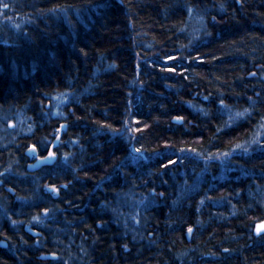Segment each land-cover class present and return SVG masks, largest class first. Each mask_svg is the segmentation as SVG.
<instances>
[{
  "label": "trees",
  "instance_id": "obj_1",
  "mask_svg": "<svg viewBox=\"0 0 264 264\" xmlns=\"http://www.w3.org/2000/svg\"><path fill=\"white\" fill-rule=\"evenodd\" d=\"M0 182V264H264V0H0Z\"/></svg>",
  "mask_w": 264,
  "mask_h": 264
},
{
  "label": "water",
  "instance_id": "obj_2",
  "mask_svg": "<svg viewBox=\"0 0 264 264\" xmlns=\"http://www.w3.org/2000/svg\"><path fill=\"white\" fill-rule=\"evenodd\" d=\"M65 127H63L62 129H64ZM56 146V144L53 146V148L51 149L50 153H54L53 152V149L54 147ZM35 149H30L27 154L30 155ZM49 156V154H48ZM56 157L55 155L54 156H51L48 160H44L43 158H40L39 160H37L35 163L29 165L28 167V171L29 172H36V171H39L41 168L47 166V165H50L52 164L54 161H55ZM1 185V183H0ZM255 232L257 234H261V233H264V221H261L259 223H257L255 225Z\"/></svg>",
  "mask_w": 264,
  "mask_h": 264
},
{
  "label": "flooded vegetation",
  "instance_id": "obj_3",
  "mask_svg": "<svg viewBox=\"0 0 264 264\" xmlns=\"http://www.w3.org/2000/svg\"><path fill=\"white\" fill-rule=\"evenodd\" d=\"M40 158H42V157L36 156V157L30 159L29 165L35 163V162H36L37 160H39ZM29 165H28V167H29ZM28 167H27V169H28ZM0 183H1V185H0V207H1L2 202H3V200H2V198H3L2 191L7 192V191H9V190H7V189L2 190V182H0ZM2 207H3V206H2ZM29 228H31V227H29ZM0 243H1V245H2V243H3L2 240H1Z\"/></svg>",
  "mask_w": 264,
  "mask_h": 264
},
{
  "label": "snow or ice",
  "instance_id": "obj_4",
  "mask_svg": "<svg viewBox=\"0 0 264 264\" xmlns=\"http://www.w3.org/2000/svg\"><path fill=\"white\" fill-rule=\"evenodd\" d=\"M2 7L3 8H8L9 7V5L8 4H6V3H4L3 5H2ZM179 119V118H178ZM35 148V146H33V149ZM137 151H139V150H137ZM55 154L54 153H49V156H46V157H44L43 159L44 160H48L51 156H54ZM189 232H191V228H189V230H188Z\"/></svg>",
  "mask_w": 264,
  "mask_h": 264
}]
</instances>
